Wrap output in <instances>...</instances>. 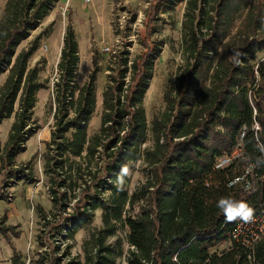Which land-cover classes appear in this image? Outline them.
Here are the masks:
<instances>
[{
  "label": "trees",
  "instance_id": "trees-1",
  "mask_svg": "<svg viewBox=\"0 0 264 264\" xmlns=\"http://www.w3.org/2000/svg\"><path fill=\"white\" fill-rule=\"evenodd\" d=\"M58 1L8 0L0 19V76L7 73L0 86V125L14 115L8 140L0 148L2 171L26 151V138L34 133L37 94L47 88L39 65L29 63L39 38L18 54L16 49ZM181 3H185L182 63L176 86L164 91L165 109L153 117L150 127L143 101L155 57L166 45L150 40L155 29L133 61L121 53L108 65L101 125L91 139L87 126L95 113L98 71L78 88V41L70 26L64 35L45 174L54 206L67 200L68 195L61 193L64 187L70 192L72 183L83 181L85 188L75 196L76 216L89 220L94 211L103 213L104 230L86 244L85 264L115 263L116 254L122 253L105 240L116 234L118 224L128 229L127 264H264V238L252 252L231 242L234 221L226 222L217 208L221 197L244 201L254 212L264 204V57L255 62L257 54L264 53V9L249 0H159L155 11ZM148 133L152 144L144 147ZM222 157H231L232 162L217 170ZM138 161L147 175L130 195L118 185V178L124 167L129 172ZM28 166L8 172L6 178L19 179ZM250 166L253 169L246 174ZM243 175L248 188L229 186ZM106 191L110 195L102 197ZM8 195L0 185V202ZM7 222L8 211L0 215V235L11 244L10 236L20 238L21 231ZM229 242L228 249L217 251ZM11 262L23 264L17 256Z\"/></svg>",
  "mask_w": 264,
  "mask_h": 264
},
{
  "label": "rangeland",
  "instance_id": "rangeland-1",
  "mask_svg": "<svg viewBox=\"0 0 264 264\" xmlns=\"http://www.w3.org/2000/svg\"><path fill=\"white\" fill-rule=\"evenodd\" d=\"M8 0H0V19ZM159 0H59L50 7L49 14L41 21L39 28L16 49L18 54L28 49L39 38L38 50L32 56L30 67L39 65L40 80L46 82L47 88L37 94V103L32 117L34 133L26 138V151L16 159L14 166L1 170L0 185L8 191V198L0 202V215L8 211L10 226H17L20 238L11 237L9 241L0 235V264H7L14 256L23 264H69L79 261L85 264V247L91 243L93 235L104 230L103 213L94 211L89 220L76 216L74 205L76 197L85 188L83 181L70 192L64 187L61 193L68 195L63 204L54 206L49 176L45 174L44 154L46 142L51 139V131L56 123L53 114L56 108L55 89L59 79L58 63L63 47V38L67 28L74 29L79 45V64L76 71V83L81 88L91 76L96 74L97 103L95 113L87 126V137L91 139L100 129L103 113V92L108 82V65L116 61L121 53H126L133 61L144 51L142 42L149 38L160 43L165 42L160 56L155 57L152 77L144 97L143 108L148 127L153 117L165 109L164 91L169 86H176L177 69L182 63L181 57V23L185 3L177 4L173 9L165 8L159 12L155 6ZM264 9V0H249ZM159 17L158 20H155ZM264 28V19H263ZM241 21L236 22V27ZM264 53L257 54L255 62L263 59ZM7 73L0 76V86ZM15 108H18V103ZM14 115L0 125V148L3 149L10 132ZM152 144L151 134H147L144 147ZM30 166L19 179L8 181V172L22 170ZM147 172L141 161L133 164L122 184L131 195L146 179ZM98 174V177H102ZM109 181V178H103ZM8 181V182H7ZM88 185L91 183L87 178ZM7 182V184H5ZM69 185V183L67 184ZM106 189V187L104 188ZM74 191V192H73ZM110 195L106 191L103 196ZM42 207L43 212L38 213ZM137 209L133 214L137 213ZM126 217V215L124 216ZM78 225L75 229L74 226ZM61 229L60 233L58 232ZM72 232L71 236H68ZM127 227L118 224L114 236L107 237L106 245L115 248L114 264H127V255L131 247L127 242ZM43 240V245L40 244ZM231 242L217 248L218 252L228 249ZM56 250H53V249ZM30 261V263H29Z\"/></svg>",
  "mask_w": 264,
  "mask_h": 264
},
{
  "label": "built area",
  "instance_id": "built-area-1",
  "mask_svg": "<svg viewBox=\"0 0 264 264\" xmlns=\"http://www.w3.org/2000/svg\"><path fill=\"white\" fill-rule=\"evenodd\" d=\"M89 2L90 0H85ZM232 162V158L230 157H222L218 160L215 168L217 170H221L225 167H228ZM253 167L250 166L246 174H250ZM238 184H245L246 187H249V182H247L246 175L241 177H237L233 179L230 183V187H234ZM264 238V204L260 206V208L254 212L253 218L247 222L243 220H236L233 222V227L230 232V240L233 243H236L240 247L245 248L249 252L254 250L255 245ZM30 263V261H29Z\"/></svg>",
  "mask_w": 264,
  "mask_h": 264
},
{
  "label": "clouds",
  "instance_id": "clouds-1",
  "mask_svg": "<svg viewBox=\"0 0 264 264\" xmlns=\"http://www.w3.org/2000/svg\"><path fill=\"white\" fill-rule=\"evenodd\" d=\"M127 174L128 169L124 167L118 178L120 184L123 183V176ZM217 208L223 213L226 222H233L237 219L247 222L253 218L254 214V209L248 203L235 200L232 197H221L217 201Z\"/></svg>",
  "mask_w": 264,
  "mask_h": 264
},
{
  "label": "crops",
  "instance_id": "crops-1",
  "mask_svg": "<svg viewBox=\"0 0 264 264\" xmlns=\"http://www.w3.org/2000/svg\"><path fill=\"white\" fill-rule=\"evenodd\" d=\"M32 59V58H31ZM30 62H31V60H30ZM29 62V63H30ZM4 75V74H3ZM6 79V78H5ZM5 81V80H4ZM7 264H12V262H11V259L9 260V262L7 263Z\"/></svg>",
  "mask_w": 264,
  "mask_h": 264
}]
</instances>
